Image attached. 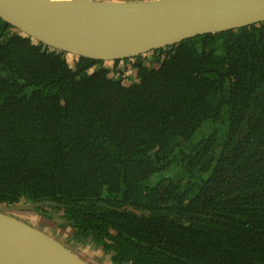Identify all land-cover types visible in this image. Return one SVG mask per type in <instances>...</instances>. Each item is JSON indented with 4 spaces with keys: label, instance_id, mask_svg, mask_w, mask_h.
Returning a JSON list of instances; mask_svg holds the SVG:
<instances>
[{
    "label": "trees",
    "instance_id": "16d2710c",
    "mask_svg": "<svg viewBox=\"0 0 264 264\" xmlns=\"http://www.w3.org/2000/svg\"><path fill=\"white\" fill-rule=\"evenodd\" d=\"M34 202L115 264H264V21L103 61L0 17V205Z\"/></svg>",
    "mask_w": 264,
    "mask_h": 264
},
{
    "label": "water",
    "instance_id": "95a60500",
    "mask_svg": "<svg viewBox=\"0 0 264 264\" xmlns=\"http://www.w3.org/2000/svg\"><path fill=\"white\" fill-rule=\"evenodd\" d=\"M0 17L52 48L117 61L263 22L264 0H0ZM48 204L0 205V264H93L19 217Z\"/></svg>",
    "mask_w": 264,
    "mask_h": 264
},
{
    "label": "rangeland",
    "instance_id": "374dc122",
    "mask_svg": "<svg viewBox=\"0 0 264 264\" xmlns=\"http://www.w3.org/2000/svg\"><path fill=\"white\" fill-rule=\"evenodd\" d=\"M116 1H125V0H116ZM152 179H155V176L152 177ZM19 217L29 223L35 224L36 226L50 232L53 236L58 237L59 239L63 240V242L69 245L72 249L76 248L77 246L83 250L87 249L85 251L86 256L92 255V257L89 259L86 258V260H88L89 262L93 264H115L114 262L110 261L109 256L102 248L94 247L90 243L87 245H83L81 241L75 240L76 237L74 238L73 235H70L69 232L61 231L60 233L58 230L57 231L53 230V227L42 224L41 222H43V220H40V215L38 213L37 214L22 213L19 215ZM74 250L76 251V249Z\"/></svg>",
    "mask_w": 264,
    "mask_h": 264
},
{
    "label": "crops",
    "instance_id": "0c3cea01",
    "mask_svg": "<svg viewBox=\"0 0 264 264\" xmlns=\"http://www.w3.org/2000/svg\"><path fill=\"white\" fill-rule=\"evenodd\" d=\"M61 240V239H60ZM62 242H63V240H61ZM64 243V242H63ZM65 244V243H64ZM69 246V245H68ZM74 248V247H73ZM74 249H76V251L79 253V254H81L84 258H87V259H89V258H91L92 257V255H89V256H86V250H83V249H81L80 247H76V248H74Z\"/></svg>",
    "mask_w": 264,
    "mask_h": 264
}]
</instances>
